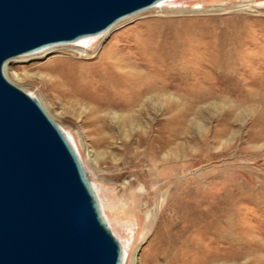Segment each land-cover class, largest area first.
I'll use <instances>...</instances> for the list:
<instances>
[{
  "label": "rangeland",
  "instance_id": "obj_1",
  "mask_svg": "<svg viewBox=\"0 0 264 264\" xmlns=\"http://www.w3.org/2000/svg\"><path fill=\"white\" fill-rule=\"evenodd\" d=\"M197 6L201 11L193 10ZM149 10L119 21L99 45L86 41L82 47L90 56L76 65L74 52L57 46L13 58L2 73L38 99L84 156L94 152L90 178L107 200L108 224L117 238L133 236L127 264H164L159 258L165 249L177 264H264V0H177ZM105 51L124 59L125 71L139 73L136 79L124 74L125 98H133L130 85L139 79L155 86L124 116H139L151 131L173 121L164 127L173 137L160 154L170 165L153 170L152 182L139 177L151 159L148 150L140 163H129L125 152L97 148L87 126L88 104L46 86L54 65L81 71ZM119 125L112 133L117 148L123 141ZM121 169L123 176L115 178ZM179 222L190 230L181 236L176 228L171 238L168 228ZM157 224L166 231L154 238Z\"/></svg>",
  "mask_w": 264,
  "mask_h": 264
},
{
  "label": "water",
  "instance_id": "obj_2",
  "mask_svg": "<svg viewBox=\"0 0 264 264\" xmlns=\"http://www.w3.org/2000/svg\"><path fill=\"white\" fill-rule=\"evenodd\" d=\"M158 1L0 0V264H121L77 155L40 103L2 70Z\"/></svg>",
  "mask_w": 264,
  "mask_h": 264
},
{
  "label": "bare ground",
  "instance_id": "obj_3",
  "mask_svg": "<svg viewBox=\"0 0 264 264\" xmlns=\"http://www.w3.org/2000/svg\"><path fill=\"white\" fill-rule=\"evenodd\" d=\"M176 1L177 0H159L151 7L138 11L132 15L149 10L150 8L152 10H156L157 8L162 7V5L164 6V4L174 3ZM193 10L199 12L201 11V7L197 6ZM177 11L178 10H172L170 13H174ZM129 16H126L118 20L107 30L98 32L96 34L88 35L86 37H83L82 39H78L75 41L65 42L58 45L46 47L28 55H34L36 53L40 54V52L41 53L46 52L48 50L56 48L57 46L61 48L67 46L69 49H71L74 52V54L72 55L73 57L70 58H71V62L76 65L77 63H79V60L85 59V57L88 58L90 56V53H88L82 47L84 43H86V41L91 39L93 40V42H96L97 44L100 43V41L104 39V37L108 33L109 29L115 27L119 23V21L126 19ZM83 52H85L84 55ZM116 55H117L116 53H110L108 51H105L104 53H100L98 56H95L97 60L91 66H89V68L81 69V71H77V72H71L74 69V66L72 64L62 66V68L58 71L56 70V66L54 65L48 70V73L46 74L48 78L46 86L48 89L54 91L59 96L67 97L82 104H88L90 112H89V120L87 126L92 128L90 131V135H92L93 145L96 146L97 148H100L103 151H105L106 149L117 150L120 153H122L123 156L125 152L129 155L128 157L129 163H133V162L140 163L143 159L144 154L146 153V150H148V152H150L151 154V159L149 160V162H147L148 163L147 168L142 169L141 176L139 177L144 176L146 178H149V181L152 182L153 170L157 171V169L161 166L170 165L166 163L167 161H165L164 158L160 157V154L163 151V149L168 146V144L171 142V138L173 137L172 128L166 129L165 131L164 127L171 126L173 124V121L171 119H167L164 122V125L162 124L163 126L161 128L158 129L156 128V130L151 131L150 123L146 122L147 125L142 126L139 116L138 117L137 115L124 116L125 108L129 109L128 111L130 112L131 110H133V108L138 107L144 95L147 93V91L152 90L155 86L151 80L141 81L139 79L138 82L136 83L134 82L132 83V85H130L131 87H135V90H132L131 92V94H133V98L130 97L129 98L127 97L128 99L125 98L124 81L126 79V76H124V74L128 75V73H130L132 79H136L139 76V73L134 69L125 71L124 59H119ZM8 62L9 61H7L4 64V66ZM4 66H3V70H4ZM76 74L78 75L77 79L73 77ZM92 82L94 83V85L95 84L97 85V87L94 90H90V86L93 85ZM119 93L120 95L116 96ZM36 100L38 101V99ZM136 111L139 114V110ZM120 123H123V125L121 126L123 129L120 135L123 137V141H121L120 148H117L116 143L114 142L115 136H113L114 134L113 130H115V127H120L119 125ZM56 125L62 131L69 145L72 147L73 151L77 155V158L89 181L91 191L96 199L97 206L100 211V215L103 221L105 222L106 226L108 227V229L111 231L112 235L116 238V240L119 243L121 249V264H127L131 252L133 236L131 237V240L128 238V236H123V235L118 237L119 238L118 239L111 230L112 227L111 223L109 222L110 225L108 224V221L104 213L107 210V200H105L104 197L97 192L98 189L96 187V184L94 182L92 183L93 178H90L92 173V168H90L91 165L89 159L92 158V161L93 160L95 161V158L93 157L94 152H87L84 156L80 148L78 147L74 137L70 135L68 132L66 133V131L60 125L58 124ZM124 127L126 130L125 133H124ZM151 133H155V135H151ZM135 137L137 139H135ZM142 147L143 149L140 150ZM110 154L112 155L113 153L111 152ZM124 170L123 172H121L122 171L121 169L120 172L122 174H120L115 178L118 179L122 177L124 174ZM169 181H171L170 177L167 178L166 182ZM166 182L164 181V183ZM188 182H189L188 180H184L181 184L182 186L185 185L187 186ZM117 224L120 227L122 221L117 222ZM127 226L126 227L124 226L125 229H128ZM176 228L179 229L181 236H184L190 230V225L187 224L186 222H179L174 224L171 228H168L169 229L168 231L172 234L174 232L173 230ZM165 231L166 229L163 226L157 224L153 233V237L156 238L158 234ZM174 235L175 234H172L171 238L174 237ZM171 238L168 240H171ZM168 244L169 246H171L174 245L175 243L168 242ZM182 247L184 249L185 245L183 244ZM185 249L187 251L190 250L189 248H185ZM163 252H164L163 256L159 258L161 262H165L164 264H177L178 260L167 259V256L170 253L169 249H165V251Z\"/></svg>",
  "mask_w": 264,
  "mask_h": 264
}]
</instances>
